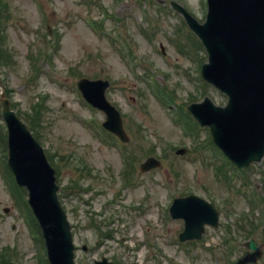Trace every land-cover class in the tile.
I'll return each instance as SVG.
<instances>
[{"label":"rangeland","instance_id":"1","mask_svg":"<svg viewBox=\"0 0 264 264\" xmlns=\"http://www.w3.org/2000/svg\"><path fill=\"white\" fill-rule=\"evenodd\" d=\"M169 1L2 0L7 18L0 23V47L8 64H0V92L26 123L43 101L37 139L58 165L75 264L100 257L113 264H264V156L234 173L208 146L206 127L190 124L195 129L186 132L175 123L176 109L182 114L191 101L207 95L224 105L226 96L200 79L204 48ZM176 1L198 22L204 19L205 0ZM80 77L108 81L104 95L120 112L127 142L100 126L104 113L80 96ZM4 133L0 115V258L42 264L44 248L34 237L24 195L11 189ZM182 147L187 150L175 154ZM126 150L134 165L124 174ZM149 155L161 164L141 172L138 165ZM189 192L212 203L219 222L205 226L200 239L180 242L183 222L172 219L168 207L174 196ZM250 237L254 251L243 245ZM229 246L235 247L231 254Z\"/></svg>","mask_w":264,"mask_h":264},{"label":"water","instance_id":"2","mask_svg":"<svg viewBox=\"0 0 264 264\" xmlns=\"http://www.w3.org/2000/svg\"><path fill=\"white\" fill-rule=\"evenodd\" d=\"M206 1L208 13L202 23H197L179 3L171 1V5L183 14L186 24L206 47L208 61L201 65V75L226 93L227 103L219 106L205 96L187 109L199 124L209 126L213 142L226 157L237 167H244L264 154V0ZM77 85L89 102L104 111L106 120L102 125L125 141L121 117L104 95L107 81L81 78ZM1 105L8 133L7 163L17 183L28 189V203L43 232L49 263L73 264L71 232L56 197L54 169L25 123L9 109L8 100L1 99ZM183 152V148L177 151ZM159 164L150 156L141 169ZM169 212L172 218L184 220L181 240L199 238L203 224L216 225L218 218L213 206L196 195L174 198ZM247 246L257 248L254 240ZM95 264L111 263L102 258Z\"/></svg>","mask_w":264,"mask_h":264},{"label":"trees","instance_id":"3","mask_svg":"<svg viewBox=\"0 0 264 264\" xmlns=\"http://www.w3.org/2000/svg\"><path fill=\"white\" fill-rule=\"evenodd\" d=\"M4 10H5V5L2 2V0H0V23L4 19V16H5ZM0 29H2L1 24H0ZM2 56H3V54H2V51L0 50V62H2ZM185 116L188 118V121L190 122L191 120H190L189 116L187 114H185Z\"/></svg>","mask_w":264,"mask_h":264}]
</instances>
